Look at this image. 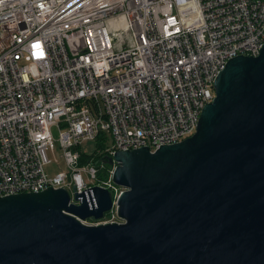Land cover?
<instances>
[{"label": "built area", "instance_id": "built-area-1", "mask_svg": "<svg viewBox=\"0 0 264 264\" xmlns=\"http://www.w3.org/2000/svg\"><path fill=\"white\" fill-rule=\"evenodd\" d=\"M263 44L264 0H0V197L65 189L79 205L97 186L115 205L105 157L192 136L227 61ZM102 134L94 163L80 145ZM56 150L65 171L49 177Z\"/></svg>", "mask_w": 264, "mask_h": 264}, {"label": "water", "instance_id": "water-1", "mask_svg": "<svg viewBox=\"0 0 264 264\" xmlns=\"http://www.w3.org/2000/svg\"><path fill=\"white\" fill-rule=\"evenodd\" d=\"M213 86L192 136L105 157L115 205L97 186L79 205L65 189L0 197V264H264V44ZM113 206L121 223L80 222Z\"/></svg>", "mask_w": 264, "mask_h": 264}, {"label": "rangeland", "instance_id": "rangeland-1", "mask_svg": "<svg viewBox=\"0 0 264 264\" xmlns=\"http://www.w3.org/2000/svg\"><path fill=\"white\" fill-rule=\"evenodd\" d=\"M52 135L55 140H58V133L56 129L52 130ZM57 147V145L55 144ZM111 146V142L107 135L102 134L100 135L96 140L94 141H87L83 142L80 145V150L84 155H86L88 158H91L94 163L98 162V160L101 158L102 154L104 153L106 148H109ZM48 158L50 160V163L45 166L44 171L49 177H53L59 172L65 171V166L63 164V161L59 158V151L56 150L53 154H50L48 152ZM96 168L98 170V178L99 179H105V172L110 169L109 166L102 165L100 163H97ZM84 179L87 180V177L84 174ZM110 215L106 214L105 218H109ZM111 220L114 222L119 221V219L115 217H111ZM105 220V219H103Z\"/></svg>", "mask_w": 264, "mask_h": 264}, {"label": "trees", "instance_id": "trees-1", "mask_svg": "<svg viewBox=\"0 0 264 264\" xmlns=\"http://www.w3.org/2000/svg\"><path fill=\"white\" fill-rule=\"evenodd\" d=\"M84 162H85V157H84V158H82V160H81V162H80V163L82 164V163H84Z\"/></svg>", "mask_w": 264, "mask_h": 264}]
</instances>
